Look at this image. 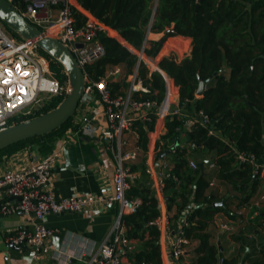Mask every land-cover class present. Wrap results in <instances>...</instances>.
Returning <instances> with one entry per match:
<instances>
[{"label": "trees", "instance_id": "16d2710c", "mask_svg": "<svg viewBox=\"0 0 264 264\" xmlns=\"http://www.w3.org/2000/svg\"><path fill=\"white\" fill-rule=\"evenodd\" d=\"M79 2L136 48L144 43L149 26L152 32H165L168 28H174V32L164 33L160 40H150L146 52L153 56L161 51L168 37L184 36L192 39L190 55L180 61L164 56L159 62L162 70L179 86L180 102L184 103L181 106L184 116H170L166 120L167 132L162 138L160 155L170 146L175 147L176 151L169 153L168 157L171 156L173 173L180 181L166 178L164 193L168 212L171 214L173 207H176L171 218L178 221L185 215L189 222L185 228L186 237L190 244H196L190 251L191 264H215L222 252L212 240L209 231L211 222L218 213H224L230 219L237 218L236 212L231 210L227 202L237 199L238 206L250 204L261 180L252 164L237 160L229 143L235 142L238 149L252 151L258 157L264 155V0ZM5 25L11 30L12 36L24 40L21 34ZM99 39L105 53L86 66V74L88 78L98 80L111 67L125 66V74H120L110 83L112 94L116 95L128 86L126 79L137 59L117 39L102 33ZM39 51L48 60L51 75L64 89L30 113L15 115L10 125L48 112L67 94L69 77L65 66L40 47ZM140 75L152 92L157 91L156 94L143 93L142 97L161 100L166 90L161 73L156 71L149 77L147 69L141 67ZM208 79L210 82L206 84L203 94L197 95L200 82ZM200 110L210 116V124L202 126L196 123L186 128L187 119ZM76 115L75 112L66 123L50 133L28 138L1 150L0 158L27 145H37L39 152L48 158L57 150L58 140L67 137L69 130L79 128ZM153 124L140 120L134 123L139 133L138 145L143 150L142 156L148 149L147 134ZM182 132H186L185 137H182ZM217 132H221L230 142ZM191 143L196 146L190 148ZM198 151L214 152L212 163L217 167L214 177L229 186L226 194L219 196L217 191H208L211 180L205 167L200 168V161L197 169L190 168L188 155ZM131 171L140 174L134 178L128 196L140 198L142 203L137 212L124 214L122 220L128 227V235L142 242V248L135 254V262L163 264L161 232L156 226L149 225L151 220L160 215V203L145 171L144 156L139 162L131 164ZM220 201H224V205H214ZM260 217L264 225V214ZM225 264H229L226 259Z\"/></svg>", "mask_w": 264, "mask_h": 264}, {"label": "built area", "instance_id": "2783aa9c", "mask_svg": "<svg viewBox=\"0 0 264 264\" xmlns=\"http://www.w3.org/2000/svg\"><path fill=\"white\" fill-rule=\"evenodd\" d=\"M8 1L45 35L66 45L85 72V90L77 108V113L81 112L76 115V122L80 126L77 130H69L67 136H71L70 139L75 136L86 138L103 150L110 149L115 161L111 192L58 197L50 187V180L62 154V147L45 159H40L29 149L30 157L25 166H10L0 174V213L12 215L21 212L32 218V225L16 229L8 236V241L15 246L26 245L32 250L35 259L53 256L59 259L60 264H72L76 255L56 249L52 244L51 237L60 230L45 223L47 216L83 212L100 206L106 209L117 208L115 220L103 240L87 244V249L77 257L83 259L85 264H124L136 250V243L128 235V227L122 216L137 212L142 203L140 198L128 196L133 173L131 164L143 154L138 145L139 133L134 127V123L140 120L154 123L147 134L148 149L143 156L145 171L160 203L161 213L149 225L160 230L161 248H169L165 252L163 264H191L187 249L190 241L185 233L189 222L182 215L174 226L164 193L166 178L172 177L180 181L173 173L172 162L167 158L169 153L176 151L175 147L170 146L168 154L164 158L160 157L162 138L167 131V118L182 117L184 114L180 105L179 86L159 65L162 59L160 52L155 56L146 52V48L150 46L151 26L147 29L142 46L136 48L117 30L82 6L79 0ZM101 33L117 39L137 59L133 71L127 76L128 86L116 95L112 94L110 83L122 73L121 66H113L98 80L90 79L86 74V66L105 53L104 45L99 39ZM159 33L164 35L165 32ZM175 50H178L177 46L173 47L170 54L163 55L182 60L185 54L175 55ZM141 67L147 69L149 77L156 71L163 76L166 90L161 100L156 97H142L143 93L156 94L157 91L152 92L151 87L144 83L140 75ZM63 89L62 84L51 75L49 62L40 53L36 42L19 40L0 25V130L10 126V120L15 115L30 113L44 99L40 96L41 93H47L46 97H51L61 93ZM210 122V116L200 110L187 119L186 125H190L189 128L196 123L207 126ZM222 138L230 142L227 137ZM64 142L66 144L67 140ZM229 144L238 161L252 164L255 172L264 176V155L258 157L252 151L240 150L235 142ZM195 146L194 143L190 144V148ZM198 164V161L189 159L190 168L197 169ZM214 185L215 181L211 180L210 186ZM254 204L260 207L261 201ZM224 228L228 229V226L225 224ZM167 240L169 246L165 248ZM215 264H225V258L220 257Z\"/></svg>", "mask_w": 264, "mask_h": 264}, {"label": "crops", "instance_id": "0c3cea01", "mask_svg": "<svg viewBox=\"0 0 264 264\" xmlns=\"http://www.w3.org/2000/svg\"><path fill=\"white\" fill-rule=\"evenodd\" d=\"M162 36L163 34L159 32H151L149 38L150 40H160ZM174 46H177L178 50L175 51H178V53L183 47L187 46V52L190 54L192 39L184 36L168 37L160 54H168L167 52L163 53V51L165 49L171 51ZM189 126L186 125V128H189ZM185 134L186 132H182V137H185ZM217 134L224 137L221 132H217ZM70 138L71 136H67L58 140L57 149L62 147V154L53 170L50 187L58 197L111 192L115 171L112 151L110 149L103 150L99 145L86 138L77 136ZM65 139L67 140L66 144H64ZM29 149L40 159L46 158L38 149L27 145L0 158V174L10 166H25L30 157L28 154ZM142 157L141 155L135 162H139ZM202 160L207 162L208 157H203ZM199 161L201 162V160ZM206 165L207 163L204 167ZM134 174L136 177L140 173L134 172ZM260 177L259 188L255 193L256 195L254 194L252 197L250 204L237 205L236 209L231 208L236 212L237 218L230 219L224 213H218L209 226L213 242L221 248L222 255L219 258L224 257L229 264L242 262H246V264L262 262L264 264V225L263 219L260 217L264 213V199H262L264 178L262 175ZM212 178L216 185V178ZM259 200L261 205L257 207L254 203ZM117 212V208L106 209L100 206L83 212L51 214L47 216L45 223L60 230L50 239L54 247L75 254L76 257L73 258L72 264H85L84 260L77 256L87 249V244L103 240L109 232ZM238 212H241V214H238ZM225 224L228 229L224 228ZM30 225H32V218L23 213L12 215H2L0 213V264H60L59 259L53 256L35 259L30 248L24 249L22 246H15L8 241V236L14 233L16 229ZM133 239L136 243V250L130 254L124 264H131V260L136 263L133 254H136L142 248V242L139 239ZM195 245V243L188 245L190 260L192 258L190 251ZM167 246H169V240H167L165 248ZM16 247H19V249ZM168 250L169 248H161L163 262L166 256L165 252Z\"/></svg>", "mask_w": 264, "mask_h": 264}, {"label": "water", "instance_id": "95a60500", "mask_svg": "<svg viewBox=\"0 0 264 264\" xmlns=\"http://www.w3.org/2000/svg\"><path fill=\"white\" fill-rule=\"evenodd\" d=\"M198 6L199 4H197ZM0 19L21 34L24 39L34 40L40 48L58 59L67 70L70 85V90L68 89L64 99L55 108L0 130L1 151L28 138L50 133L66 123L76 112L83 97L86 75L75 55L66 45L56 38L45 35L40 28L25 18L8 0H0ZM170 32H174V28L165 30V33ZM209 82L210 79L200 82L197 95L203 94L205 86ZM180 105L183 106L184 103L181 102ZM168 152L169 150L163 151L160 157L164 158ZM205 163L206 160L201 161L200 168H204ZM214 205H224V201L215 202ZM16 248L19 249V247ZM22 248L26 249L28 247L23 245Z\"/></svg>", "mask_w": 264, "mask_h": 264}, {"label": "rangeland", "instance_id": "374dc122", "mask_svg": "<svg viewBox=\"0 0 264 264\" xmlns=\"http://www.w3.org/2000/svg\"><path fill=\"white\" fill-rule=\"evenodd\" d=\"M0 25L10 34V35H12L11 34V30L10 29H8L7 28V26L5 25V23L0 19ZM172 28V27H171ZM185 50H187V46H185V47H183L181 50H180V52L178 53V51H174V53L173 54H175V55H179V54H185L184 55V57L185 56H188V55H190V54H188L187 52H185ZM168 53V54H170V51H167V49H165L164 51H163V53ZM172 54V53H171ZM186 54H188V55H186ZM161 56L163 57V56H166V55H163V54H161ZM110 69H112V67L110 68ZM125 66H121V74H122V76L125 74L124 72H125ZM128 82V81H127ZM69 88H70V85H69ZM70 90V89H69ZM48 94L47 93H41V97L42 98H44L42 101H40L38 104H36L35 105V107L34 108H38L39 106H41L44 102H45V100H48L50 97H46ZM81 112V111H80ZM80 112L78 111V113H77V110H76V114L77 115H80ZM33 147L35 148V149H37L38 147H37V145H33ZM213 156H214V152H208V153H206V152H202V151H198V152H196V153H190L189 155H188V158L189 159H194V160H196V161H198L199 162V160H201V161H203L202 160V158L203 157H208V160H207V165H206V167H205V171L206 172H208V177H209V179L210 180H213V178L212 177H214V172H215V170H216V166L214 167L213 166ZM168 159L169 160H171V156H169L168 157ZM138 174V173H137ZM134 178H135V174H134V172L132 173V178H131V184H132V182H133V180H134ZM215 178V177H214ZM208 191L210 192V191H217V193H218V195L219 196H222V195H224L226 192H228L229 191V186L226 184V183H222V182H220V181H218L217 179H216V185L215 186H213V187H209V189H208ZM256 195V194H255ZM237 199H234V200H230L229 202H227V205H229V207L230 208H232V209H236L237 208ZM249 205V204H248ZM174 211H176V207H173V211H172V213L171 214H174ZM171 221H172V223H174V226H175V224H177L178 223V221L173 217V218H171ZM190 248H192V247H190ZM133 255H135V254H133ZM131 264H136V263H134V261L133 260H131Z\"/></svg>", "mask_w": 264, "mask_h": 264}]
</instances>
